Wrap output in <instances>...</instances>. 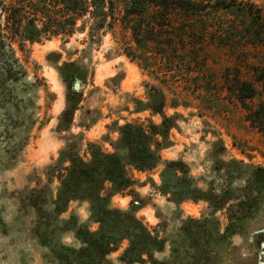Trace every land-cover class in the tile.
Returning a JSON list of instances; mask_svg holds the SVG:
<instances>
[{
    "label": "trees",
    "instance_id": "16d2710c",
    "mask_svg": "<svg viewBox=\"0 0 264 264\" xmlns=\"http://www.w3.org/2000/svg\"><path fill=\"white\" fill-rule=\"evenodd\" d=\"M84 32L92 42L111 33L119 54L149 77L143 84L144 100L134 99L132 112L158 115L160 121H125L117 127L118 138L108 140L112 151L94 142L81 149L82 134L69 132L80 95L74 88L66 94L55 126V131L68 133L64 145L43 168L44 183L37 177L36 185L24 187L18 196L19 208L35 216L33 234L47 249L48 263L104 264L126 240L121 261L168 264L155 257L164 251L167 238L135 216L140 204L134 203L138 180L132 171H151L158 165L160 183L153 187L160 194L177 205L203 201L208 209L198 218L181 221L170 242L171 255L200 253V236L207 234L206 240L220 231L218 211L226 220L222 237L239 233L264 200V166L220 159L224 173L219 174V166L213 170L222 176L221 183L210 180L204 188L187 164L163 160L160 151L169 145V131L179 117L177 112L167 115L165 108L189 106L187 94L204 103L211 94L226 92L244 110L245 122L264 134V6L255 0H0V100L13 98L11 87L27 75L16 50L57 37L67 42ZM218 50L229 52L220 85L214 75ZM72 65L64 62L57 68L67 87L76 77L66 70ZM234 181L242 184L232 188ZM116 194L131 196L129 209L111 207ZM73 201L88 203L89 221L98 225L96 230L74 223L72 215L59 218ZM62 231L73 232L77 246L63 243ZM213 241L206 246L216 245Z\"/></svg>",
    "mask_w": 264,
    "mask_h": 264
},
{
    "label": "rangeland",
    "instance_id": "374dc122",
    "mask_svg": "<svg viewBox=\"0 0 264 264\" xmlns=\"http://www.w3.org/2000/svg\"><path fill=\"white\" fill-rule=\"evenodd\" d=\"M255 1L264 6V0ZM16 55L27 75L11 87L13 98L0 100V264H49L45 257L47 249L33 234L35 216L30 210L19 208L18 196L24 187L36 185L35 178L40 177L44 183L43 168L57 158L64 145L68 133L55 131V126L74 83H78V89L74 90L80 101L69 132L82 134L81 149L87 142H94L104 151H112L108 140L118 138L119 125L148 117L158 123L160 117L132 112L133 100H144L143 84L150 79L135 62L119 54L109 32L103 33L97 42L89 40L84 32L75 33L67 42L57 37L27 44L23 51L16 50ZM228 55V51L218 50L214 57V75L219 85L223 69L229 66ZM251 55L257 56V52L252 50ZM64 62H74L66 68L68 74L76 75L69 87L57 69ZM185 98L189 106L165 108L167 115L177 112L179 117L169 131V145L160 151L163 160H182L190 175L204 188L210 180L215 185L221 183L222 176L213 170L219 166L222 167L219 174L224 173L220 159L264 166V134L245 122L244 110L226 92H215L204 103L190 94ZM161 169L162 165H158L151 171H132L138 180L134 203L140 204L135 216L167 238L164 251L155 254L158 260L168 264H264V200L256 204L239 233L222 237L226 220L218 211L215 216L222 223L220 231L206 240L207 234L200 236V253L190 250L187 254L171 255L170 242L175 240L181 221L198 218L208 213V209L203 201L177 205L160 194L153 186L160 183ZM240 184L234 181L232 188ZM131 199L130 195L116 194L111 198V207L129 209ZM70 215L74 223L86 224L91 231L97 229L98 225L89 221L87 202H70L59 218L64 220ZM59 239L77 246L71 231H62ZM211 240L216 245L207 247ZM126 245L124 240L104 264H128L119 259Z\"/></svg>",
    "mask_w": 264,
    "mask_h": 264
},
{
    "label": "water",
    "instance_id": "95a60500",
    "mask_svg": "<svg viewBox=\"0 0 264 264\" xmlns=\"http://www.w3.org/2000/svg\"><path fill=\"white\" fill-rule=\"evenodd\" d=\"M74 89H76V90L78 89V83L77 82L74 83Z\"/></svg>",
    "mask_w": 264,
    "mask_h": 264
}]
</instances>
